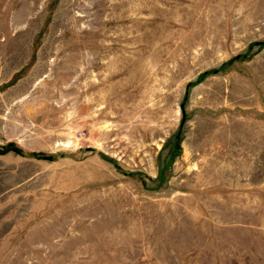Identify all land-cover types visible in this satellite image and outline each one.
I'll list each match as a JSON object with an SVG mask.
<instances>
[{
  "label": "rangeland",
  "instance_id": "rangeland-1",
  "mask_svg": "<svg viewBox=\"0 0 264 264\" xmlns=\"http://www.w3.org/2000/svg\"><path fill=\"white\" fill-rule=\"evenodd\" d=\"M0 264H264V0H0Z\"/></svg>",
  "mask_w": 264,
  "mask_h": 264
},
{
  "label": "trees",
  "instance_id": "trees-1",
  "mask_svg": "<svg viewBox=\"0 0 264 264\" xmlns=\"http://www.w3.org/2000/svg\"><path fill=\"white\" fill-rule=\"evenodd\" d=\"M11 149H16L18 150L14 145L13 143H9L5 148H3V151L6 152V151H9Z\"/></svg>",
  "mask_w": 264,
  "mask_h": 264
},
{
  "label": "bare ground",
  "instance_id": "bare-ground-1",
  "mask_svg": "<svg viewBox=\"0 0 264 264\" xmlns=\"http://www.w3.org/2000/svg\"><path fill=\"white\" fill-rule=\"evenodd\" d=\"M109 15V14H108ZM112 64V63H111Z\"/></svg>",
  "mask_w": 264,
  "mask_h": 264
}]
</instances>
